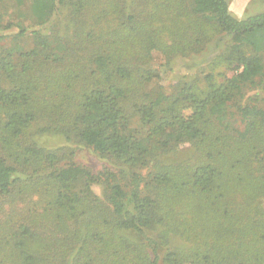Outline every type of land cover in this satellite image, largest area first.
Instances as JSON below:
<instances>
[{"label":"trees","instance_id":"1","mask_svg":"<svg viewBox=\"0 0 264 264\" xmlns=\"http://www.w3.org/2000/svg\"><path fill=\"white\" fill-rule=\"evenodd\" d=\"M9 1L47 26L8 35L0 13V264H264V105L229 112L246 90L264 99V13ZM155 53L209 58L166 87ZM56 137L112 167L92 173Z\"/></svg>","mask_w":264,"mask_h":264},{"label":"rangeland","instance_id":"2","mask_svg":"<svg viewBox=\"0 0 264 264\" xmlns=\"http://www.w3.org/2000/svg\"><path fill=\"white\" fill-rule=\"evenodd\" d=\"M228 3L230 8V13L235 18L240 20L245 19L252 15L264 13V0H228ZM29 4L31 3L27 2L28 8H29ZM64 10L63 13L60 15V18H63ZM17 12L18 11H16V7L13 2H10L9 0H3L0 2V13L2 14L1 18L4 19L3 26L8 24V22L17 24L14 25L12 30H10L8 33L5 34L8 35L17 34L19 33L20 28H22V29H26L27 34L30 35V33L35 30H39L40 28H46L47 23L41 24L36 19H34V21L32 19L30 20V18L27 19L28 13L25 10L23 16H19ZM60 22H62V20ZM199 57L200 56H197L196 58L179 57L173 60L171 65H166L165 59L160 54L155 53L152 65L155 69H157L161 73L163 78L162 84L166 87H170L172 84H175L180 77L195 75L198 71H200V67L203 65L205 61H207L209 57L208 56L206 57L202 56L200 58ZM261 94L262 93L257 91V89L246 90L243 95V98L239 99L236 105H234L233 103L230 104L229 112H237V105L239 106H243L247 104L264 105V99ZM127 114L130 115L133 126L137 127L139 123L136 120L135 113L127 112ZM43 143L47 147H51L53 149L67 145L66 142L60 137L47 138V139L45 138L43 139ZM67 146H68L67 150L72 154L71 158L73 162L77 163L78 165H82L84 168L88 169L94 174L98 175L101 171L112 167L111 166L112 162H110L105 158L100 157L90 148L72 143L68 144ZM186 150H188V146L175 149L173 154L175 157L181 158L185 155ZM94 193L101 200L105 198L104 187L99 184L97 186H94ZM170 246L173 249L188 248L187 244L181 242L178 239H171Z\"/></svg>","mask_w":264,"mask_h":264}]
</instances>
